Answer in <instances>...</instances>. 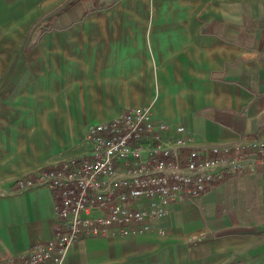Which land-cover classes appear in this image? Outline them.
Instances as JSON below:
<instances>
[{
	"label": "crops",
	"instance_id": "0c3cea01",
	"mask_svg": "<svg viewBox=\"0 0 264 264\" xmlns=\"http://www.w3.org/2000/svg\"><path fill=\"white\" fill-rule=\"evenodd\" d=\"M23 1L0 0V75L13 62L30 77L15 114L49 134L0 135V264H21L57 222L54 193L20 192L17 180L85 155L67 153L91 124L150 105L196 145L264 140V0H91L82 18L30 36L33 46L20 14L36 7ZM66 264H264V159L173 205L151 231L81 239Z\"/></svg>",
	"mask_w": 264,
	"mask_h": 264
},
{
	"label": "built area",
	"instance_id": "2783aa9c",
	"mask_svg": "<svg viewBox=\"0 0 264 264\" xmlns=\"http://www.w3.org/2000/svg\"><path fill=\"white\" fill-rule=\"evenodd\" d=\"M85 140V155L17 180L20 192L51 190L57 217L53 237L24 251L21 264H66L81 239L151 231L173 205L195 200L214 182L254 172L264 159V140L242 135L196 145L184 126L156 120L150 105L89 125Z\"/></svg>",
	"mask_w": 264,
	"mask_h": 264
},
{
	"label": "rangeland",
	"instance_id": "374dc122",
	"mask_svg": "<svg viewBox=\"0 0 264 264\" xmlns=\"http://www.w3.org/2000/svg\"><path fill=\"white\" fill-rule=\"evenodd\" d=\"M25 3H27L26 5H30L33 7L35 6L36 13H31L34 11L33 8L30 10L28 8V10H26L22 6ZM91 4V0L23 1L20 14L22 19L21 23L23 25H31L32 27L31 31L29 30V27V29L22 30L23 39L24 37H26L25 45L33 46V44H30V36L39 38L48 30L54 28V25H63L66 24L69 20H77L79 18H82L85 11L88 9V5ZM12 63L11 65H9V67H7L5 72L0 75V102H5V123L0 124V135H48L49 133L44 130L43 124L39 123L40 119H37L36 124V120L34 121L31 115H21L19 113L15 114L13 103L17 101L24 105V103L27 101L25 93L23 94V90L25 88L24 84L30 80V77L26 74L15 75L13 71L14 65ZM2 105L3 104H0V107ZM74 135H81V133L76 131ZM73 143L74 144L71 147L69 153H67L69 154L67 155L68 157L81 154V152L87 150L88 148V144L86 143V141H74ZM62 159H67L66 155L55 158L53 159L54 161H49L50 163L45 166L39 167L37 170L47 166L52 167V165H55L57 161H61ZM1 174L2 173L0 172V180Z\"/></svg>",
	"mask_w": 264,
	"mask_h": 264
},
{
	"label": "trees",
	"instance_id": "16d2710c",
	"mask_svg": "<svg viewBox=\"0 0 264 264\" xmlns=\"http://www.w3.org/2000/svg\"><path fill=\"white\" fill-rule=\"evenodd\" d=\"M47 168H49V167H47Z\"/></svg>",
	"mask_w": 264,
	"mask_h": 264
}]
</instances>
